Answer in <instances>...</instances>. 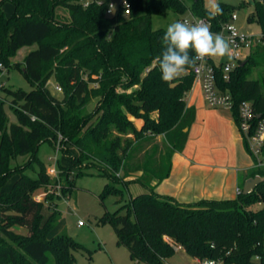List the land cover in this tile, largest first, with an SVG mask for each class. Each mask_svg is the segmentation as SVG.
<instances>
[{
  "label": "trees",
  "instance_id": "trees-1",
  "mask_svg": "<svg viewBox=\"0 0 264 264\" xmlns=\"http://www.w3.org/2000/svg\"><path fill=\"white\" fill-rule=\"evenodd\" d=\"M130 0L129 16H108L105 5L84 7L81 0H2L0 1V61L8 70L20 69L33 83L31 91L12 90L0 86L7 94L16 123H9L6 102L0 101V264H76L74 251L84 248L65 231L53 238L49 234L61 221V214L51 210L43 222V202L35 195L46 190L52 176L38 158L39 148L49 143L56 147L57 132L65 137L64 144L77 148L76 165L85 169L71 176L65 175L64 191L72 190L75 178L92 169L108 178L100 196L104 201L115 196L120 208L115 214L105 215L104 223H112L118 244L125 246L133 264H165L175 255L170 238L198 260H217L223 264H264V181L248 195L242 192L235 199L201 200L192 204L179 203L172 197L158 194L148 181L137 179L146 192L123 203V190L117 187L133 172L143 171L159 182L171 173L172 157L186 146L188 132L195 120V110L187 108L185 95L194 83L193 68L169 87L161 80L156 58L163 51L164 29L154 30L152 19L167 12L206 18L212 23V32H221L237 8L220 3L223 14L214 19L208 15L204 0ZM11 3L14 13L7 16L3 10ZM248 3H242L244 8ZM254 12L249 23L262 29V42L252 48L251 54L224 79L226 62L215 64L217 84L234 100V116L239 125L238 107L243 101L253 104L257 116L264 117V7L252 0ZM62 8L64 12H59ZM25 47H35L24 58L23 67L13 65L11 58ZM258 70L256 79L249 75ZM54 78L63 90L62 98L46 87ZM96 84L97 87H91ZM134 86L140 88L128 92ZM99 99L96 110L88 113L92 99ZM157 112L158 118L152 117ZM144 121L138 130L129 116ZM256 116L255 122H258ZM36 117V120H32ZM121 135L164 134L171 147L170 161L165 170L150 172L148 168L129 166L130 154L122 164L123 178L116 171L101 166L106 159L119 163V152L125 154ZM245 147L250 148L245 139ZM62 151V148L60 149ZM64 153V151H62ZM65 154V153H64ZM30 156L27 164L11 167L19 156ZM35 164H40L35 172ZM34 173V174H33ZM264 178V169L253 176ZM17 176L9 191L8 181ZM144 177V176H143ZM131 183V182H128ZM68 186V188H66ZM14 228L26 230L18 233Z\"/></svg>",
  "mask_w": 264,
  "mask_h": 264
},
{
  "label": "rangeland",
  "instance_id": "rangeland-1",
  "mask_svg": "<svg viewBox=\"0 0 264 264\" xmlns=\"http://www.w3.org/2000/svg\"><path fill=\"white\" fill-rule=\"evenodd\" d=\"M2 1V0H0ZM190 5L189 1L187 0ZM207 0H204L206 6ZM248 3L244 8H239L242 3ZM252 0H219V3H225L233 5L237 8V25L248 34L260 36L261 27L257 23H249V16L253 14L255 8L253 4H249ZM3 10L7 16L14 13V7L11 3H6L3 6ZM59 12H64L62 8ZM192 20L190 11L184 14L174 13L172 11L167 12L164 15H155L152 19V27L154 30L164 29L176 21ZM35 49L34 47H25L20 49L17 54L11 58L13 65L18 64L23 67L24 57L30 51ZM218 63L232 62L225 58H216ZM187 72L185 71L182 76ZM181 76V77H182ZM258 76V70H254L249 79H256ZM179 79V78H178ZM177 79V80H178ZM177 80L174 84H177ZM0 86H4L12 90H25L31 91L33 89V83L29 81L22 73V71L16 67H10L8 70L4 69L0 71ZM56 86H60L58 82L51 78L46 87L51 93L57 97L62 98L63 90L59 91ZM91 87H97L96 84H91ZM140 86H134L129 89L128 92L136 91ZM0 101L6 102L5 109L9 118V123H16L17 117L14 114L10 99L7 94L0 91ZM99 99L94 98L90 102L87 112L92 113L96 110ZM130 120L135 124L138 130H141L144 121L142 119L135 118L128 115ZM152 117L157 119L158 113L152 114ZM115 136H121L123 146L129 144V150L123 154L119 152V163L111 164L104 159L99 164L103 167L116 171V174L123 178L124 172L122 164L127 154H130L128 165L140 168H148L150 172H159L160 169L165 170L170 161L171 147L165 139L164 134L156 135L152 133L142 134L141 137H137L134 134L121 135L116 130ZM65 137L59 131L57 132V139L55 145L60 143L62 151H58L57 148L49 143L43 144L38 150V158L42 162L44 169L52 176V184L49 185L46 190H42L35 195V199L38 202H43V216L45 222L51 215V210H57L61 214V221L57 228L49 234V238H53L58 233L65 231L76 242L84 246L82 249L74 251L76 264H133L129 250L122 245L118 244V238L116 231L112 223H104L103 217L108 214H115L120 208V204L117 203V198L113 195L108 196L104 201L100 198L105 186L111 181L97 174L92 169H87L84 174L75 178V185L73 189L65 192L63 185L66 178L65 175H60L59 163L64 165V174L70 173L71 176L79 174L86 167L84 165H76L77 148L71 143L64 144ZM30 156H19L11 162V167L16 168L28 163ZM35 172L39 171L40 164H35ZM54 169L56 172L54 173ZM258 169L250 173L249 178H253V174ZM34 174V173H33ZM144 176V177H143ZM259 176V175H257ZM17 176L12 177L5 185L4 190L9 191L12 187ZM142 181L152 182L154 178L144 172H133L132 176L127 178L124 184L119 182L117 187L124 192L123 203L130 202L131 197H135L138 194L146 192V189L140 183L136 182L137 179ZM131 182V183H128ZM68 188V186L66 187ZM264 206V203L255 204L252 208L259 210ZM82 221L84 225L80 227L78 223ZM18 233L26 234V230L21 228H14ZM175 248V255L167 259L165 264H199L198 259L191 257L180 244L173 241L170 238H166ZM145 264V263H141Z\"/></svg>",
  "mask_w": 264,
  "mask_h": 264
},
{
  "label": "crops",
  "instance_id": "crops-1",
  "mask_svg": "<svg viewBox=\"0 0 264 264\" xmlns=\"http://www.w3.org/2000/svg\"><path fill=\"white\" fill-rule=\"evenodd\" d=\"M185 102L195 110L193 124L185 129L186 146L173 155L169 177L162 182L154 179L152 186L158 194L182 204L235 199L256 167L233 111L210 107L195 81Z\"/></svg>",
  "mask_w": 264,
  "mask_h": 264
},
{
  "label": "built area",
  "instance_id": "built-area-1",
  "mask_svg": "<svg viewBox=\"0 0 264 264\" xmlns=\"http://www.w3.org/2000/svg\"><path fill=\"white\" fill-rule=\"evenodd\" d=\"M259 4L264 7V0H257ZM84 7H89L92 4L105 5L107 8L108 16H116L117 13L121 12L124 16H129L131 12L130 0H81ZM110 5H114V9L110 11ZM192 15V20H200L210 24L212 31V23L206 18L196 17ZM239 16L237 13H233L229 22L223 25L221 32L233 43L234 57L232 62H226L224 65V79H230V72L233 71L241 61L245 60L252 52V48L255 44L262 42L263 34L260 36L248 34L243 31L238 25L237 20ZM234 27L235 31H232ZM6 69L3 63L0 61V71ZM194 81L202 86L204 97L207 104L213 108H225L227 110H234V100L230 93L222 92L217 84V74L215 67L207 60L206 63H199L193 68ZM56 89L61 91L60 86H56ZM257 114L253 104L249 101H243L238 107V119L239 129L247 140L250 148V154L255 161L256 169H264V117L257 116L258 122H255ZM32 120H36V117H32ZM57 150L60 151V143L56 146ZM56 169H54V173ZM242 191L238 190V194ZM79 226H83L84 223L80 221ZM254 264H259L260 258L254 259ZM223 264L222 261L217 260H198L199 264Z\"/></svg>",
  "mask_w": 264,
  "mask_h": 264
},
{
  "label": "clouds",
  "instance_id": "clouds-1",
  "mask_svg": "<svg viewBox=\"0 0 264 264\" xmlns=\"http://www.w3.org/2000/svg\"><path fill=\"white\" fill-rule=\"evenodd\" d=\"M110 11L114 5H110ZM206 8L210 18L223 14L219 0H207ZM232 31H235L234 27ZM163 51L156 58L161 80L174 86V82L197 62L206 63L208 59L234 57L232 41L222 32H212L210 24L196 20H182L171 23L162 36ZM212 264V262H209Z\"/></svg>",
  "mask_w": 264,
  "mask_h": 264
},
{
  "label": "water",
  "instance_id": "water-1",
  "mask_svg": "<svg viewBox=\"0 0 264 264\" xmlns=\"http://www.w3.org/2000/svg\"><path fill=\"white\" fill-rule=\"evenodd\" d=\"M175 85L176 84H174V86H172V87H175ZM263 181H264V178L261 176H255L253 178L247 179L245 184H244L242 193L244 195H248V194L253 193L256 190L257 186L259 184H261Z\"/></svg>",
  "mask_w": 264,
  "mask_h": 264
}]
</instances>
